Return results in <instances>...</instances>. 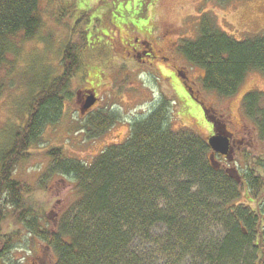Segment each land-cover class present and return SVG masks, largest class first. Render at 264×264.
<instances>
[{"label": "trees", "instance_id": "1", "mask_svg": "<svg viewBox=\"0 0 264 264\" xmlns=\"http://www.w3.org/2000/svg\"><path fill=\"white\" fill-rule=\"evenodd\" d=\"M38 2L0 0V69L18 41L39 32ZM197 21L196 36L181 40L177 51L203 71V90L231 98L248 73L264 76V34L235 40L210 13ZM81 39V48L64 46L58 76L46 74L33 85L25 118L0 152V263L15 264L10 254L19 232H5L13 219L55 264H264V154H245L240 172L221 165L207 141L171 130L166 99L130 124L123 143L107 146L88 165L59 147L45 152L49 162L39 189L47 191L46 180L59 176L76 184L79 197L54 226L44 225L46 212L28 202L30 186L13 174L45 128L62 117L82 65ZM241 105L264 143V93L246 94ZM98 115L86 122L90 139L117 120Z\"/></svg>", "mask_w": 264, "mask_h": 264}, {"label": "rangeland", "instance_id": "2", "mask_svg": "<svg viewBox=\"0 0 264 264\" xmlns=\"http://www.w3.org/2000/svg\"><path fill=\"white\" fill-rule=\"evenodd\" d=\"M206 13L235 40L264 34V0H39V32L33 40L18 41L0 69V152L25 118L33 85L46 74L58 76L64 46L81 48L85 37L79 50L82 65L71 81L62 117L45 128L32 154L14 169L13 179L30 186L28 202L46 212L44 225L54 226L79 197L69 178H51L47 191L39 189L49 162L45 152L59 147L65 157L88 165L107 146L123 143L130 124L148 116L162 99L174 132L187 130L205 141L216 131L228 136V156L216 154L221 165L240 172L245 154H264V143L241 105L246 94L264 93V76L250 72L236 95L219 97L202 89L203 71L177 51L181 40L196 36L197 18ZM89 95L97 102L84 111ZM100 112L117 120L90 139L86 122ZM12 230L20 236L10 254L15 264H55V256L13 219L5 226V232Z\"/></svg>", "mask_w": 264, "mask_h": 264}, {"label": "water", "instance_id": "3", "mask_svg": "<svg viewBox=\"0 0 264 264\" xmlns=\"http://www.w3.org/2000/svg\"><path fill=\"white\" fill-rule=\"evenodd\" d=\"M96 102L97 100L94 98L93 95L87 96L83 105V110L85 111L90 109L92 106L95 105ZM207 144L213 153L218 154L220 156L226 157L230 152L229 138L224 134L213 135L207 140Z\"/></svg>", "mask_w": 264, "mask_h": 264}, {"label": "flooded vegetation", "instance_id": "4", "mask_svg": "<svg viewBox=\"0 0 264 264\" xmlns=\"http://www.w3.org/2000/svg\"><path fill=\"white\" fill-rule=\"evenodd\" d=\"M133 53H136V52H133ZM92 108H93V107H92ZM92 108H91V109H89V110H92ZM89 110H88V111H89ZM214 133H221V134H223L222 132H217V131H216V132H214ZM230 146H231V140H230Z\"/></svg>", "mask_w": 264, "mask_h": 264}]
</instances>
